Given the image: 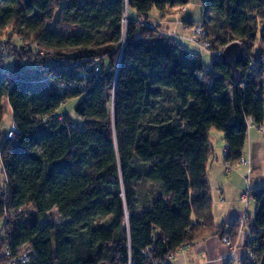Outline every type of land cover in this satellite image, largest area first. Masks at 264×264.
Segmentation results:
<instances>
[{"label": "trees", "instance_id": "obj_1", "mask_svg": "<svg viewBox=\"0 0 264 264\" xmlns=\"http://www.w3.org/2000/svg\"><path fill=\"white\" fill-rule=\"evenodd\" d=\"M189 2L0 0L1 264L10 262L5 247L16 258L25 246L36 254L27 264H165L211 232L236 238L238 223L214 224L209 139L211 130L223 133L224 162L234 166L246 120L264 126V0L204 2L203 15L229 36L225 45L243 46L237 80L222 60L210 72L173 37L129 17L123 25L130 10L149 19ZM10 30L20 47L8 41ZM83 70L84 89L59 93L57 83ZM71 97H79L77 123L56 116ZM4 101L14 138L3 126ZM248 197L260 256L264 187ZM53 209L64 220L57 227Z\"/></svg>", "mask_w": 264, "mask_h": 264}, {"label": "crops", "instance_id": "obj_2", "mask_svg": "<svg viewBox=\"0 0 264 264\" xmlns=\"http://www.w3.org/2000/svg\"><path fill=\"white\" fill-rule=\"evenodd\" d=\"M155 11H152L151 15H155ZM159 14V29L163 28L164 34L175 32L178 34L180 29L174 22L175 18L169 15L161 18V12ZM191 14L184 20L189 21L194 19L193 14ZM129 18L133 21L141 17L133 10V15H130ZM180 39L187 43L184 38ZM248 132L243 157L249 160L250 167L235 164L233 166L235 169L229 174H225L224 172V150L227 148L224 142V136L218 133L215 135L221 141V147L217 148V150L214 144L215 139H211L212 136L209 139L210 145L213 148V154L207 163V179L210 181L211 200L213 201L212 213L216 228L224 224L226 226L232 225L237 218L243 217L244 214L246 215V220L249 222V200L246 203L241 200V197L247 192V188L253 189L250 183L254 181L253 175H255L256 164H263L264 136L261 137L260 135L264 133L261 134L254 127L250 128ZM245 181L250 183L247 185ZM236 231L237 236L232 241V244L236 245L233 257H235L237 264H242L245 254L244 240L249 229L247 226H243L241 228L238 227ZM220 239V236L215 234V231L204 235L188 246L183 247L182 250L177 251L172 258H166L165 264H224L227 247L220 245Z\"/></svg>", "mask_w": 264, "mask_h": 264}, {"label": "rangeland", "instance_id": "obj_3", "mask_svg": "<svg viewBox=\"0 0 264 264\" xmlns=\"http://www.w3.org/2000/svg\"><path fill=\"white\" fill-rule=\"evenodd\" d=\"M204 2H205V0H190L189 4L187 6H177V8H167L164 12H161V18H165V16H167V15L175 18L174 22L176 23V25L180 29L178 34L176 32L170 33V34L169 33L164 34V29L163 28L159 29V26H160V24H158V21H159L158 16L160 15L159 11H155V15H151L149 19H143L141 17V18H138L137 20H134V21L137 22L138 24H141V23L147 24L148 23L151 26V30L155 29L163 35L173 37L178 42L185 45V47L188 48L190 51L192 50V51L200 54V56H202V60H203L204 65H209L212 62L211 55H209L205 51L201 50L198 45H196L195 43L190 41L191 34L189 32V29H186V28L194 26V25H199L200 28L204 29L208 33V36H209L211 44H212V48H217V49L222 48V50H224V47L226 46L224 43V39H226V40H230V39H229L228 34H226V32L224 31V26H222L221 23H219V21L215 20V17L213 16V14H208L207 16L203 15ZM126 10H127V8L125 9V14H126ZM190 13L193 14L194 19L189 20V21H185L184 19L186 17H188ZM128 14L129 15H125L127 17V19H128V17H130V15L131 16L133 15V11L130 10ZM214 25H215V27H214ZM8 38H9L8 41L12 42V44H17L19 47L21 46V43L19 40L16 39V36L11 34V30L8 32ZM180 38H184L187 41V43L184 40L182 41ZM1 41H3V40H1ZM259 47H260V44L258 42L254 47V53L258 52ZM4 58L6 59V62H4V64L5 65L9 64L10 58H8V57H4ZM78 101H79V97L69 98L65 103H63L59 106L58 110L56 111V116L61 117V116L66 115L69 118H72V120H74L77 123L80 119H79V117L76 116L75 111H74V107ZM172 105H174V103ZM3 108L5 109V114H4V118H3V120H4L3 126H4L5 130L7 129V131H8L9 128H11L13 125L12 111L9 108L7 101L3 102ZM217 133L223 135V133H221L218 130H211V132H210V134L212 136L211 139H213V140L215 139L214 144L216 145L215 146L216 150H217V148L221 147V145H220L221 141H219V137L215 136V135H217ZM262 133H264V130ZM260 136L262 137V136H264V134H262ZM256 166L257 167L255 168V173H254L255 175H253L254 181L252 183L245 181V183L247 185L250 183L252 188H261V187H264V169H263L264 160H263V164L257 163ZM233 169H235V167H233L232 170ZM146 186L147 185L140 187L139 192L141 194H143L145 192ZM246 191L247 192H245V194H248L249 188H247ZM248 200H249L248 220H249L250 224H253L254 216L256 214V211H255L256 210V203L254 200H252L250 198ZM50 219L54 222L56 227L59 226L60 224H62L64 221L63 219H61V217L57 213L56 209H53L51 211ZM245 222H247V223H245V226L249 225V222L247 220H245ZM3 223H4L3 220L0 219V231L2 229Z\"/></svg>", "mask_w": 264, "mask_h": 264}, {"label": "built area", "instance_id": "obj_4", "mask_svg": "<svg viewBox=\"0 0 264 264\" xmlns=\"http://www.w3.org/2000/svg\"><path fill=\"white\" fill-rule=\"evenodd\" d=\"M127 15V14H126ZM127 17L123 19V25L127 22ZM142 24V23H141ZM147 25L151 28L150 24H142ZM186 29H189V32L191 34L190 41L195 43L200 47L201 50L205 51L209 55H211L212 60H222V48H212V44L210 41V38L208 36V33L199 27V25H194L191 27H187ZM52 65H55L58 63V60H50ZM90 70L94 73H97V67L93 64L90 65ZM206 70L213 72L212 66L209 64L207 65ZM89 78V73L86 71H81L79 74L74 78V80L68 81L67 83H57V89L59 93H69L70 91H80L85 88L87 79ZM58 119H62L60 116L57 117ZM247 126L248 129L254 127L257 129L258 132L262 134L264 130L263 124L256 123L251 117L247 120ZM19 131L17 130V127L15 125H12L11 128H9L7 137L14 138ZM227 152V148L224 150V154ZM238 165H244L249 166L250 162L249 160L245 159L244 157H241L240 160L237 163ZM250 167V166H249ZM233 166L230 163L224 162V172L225 174H229L232 170ZM248 194H244L241 197V200L247 203L248 201ZM246 215L244 214L243 217L237 218L233 223H238V225L241 227L245 226ZM248 228V227H247ZM246 237L244 240V247H245V254L242 261V264H259V260L261 256H258V244L255 241L256 235L250 232V230L246 233ZM220 245H224L227 247V252L225 253V260L224 264H237V261L235 257H233L234 250L236 249V245L232 244L231 238L229 235L222 236L220 239ZM183 247H178L177 251L182 250ZM170 253L167 258H172L176 253ZM6 258H10L9 263L5 264H27L31 261L32 258H35L36 254H34V251L31 246H25L23 247L19 253L18 257L13 258L12 255H10L9 250L5 247L2 251ZM1 264V263H0Z\"/></svg>", "mask_w": 264, "mask_h": 264}, {"label": "water", "instance_id": "obj_5", "mask_svg": "<svg viewBox=\"0 0 264 264\" xmlns=\"http://www.w3.org/2000/svg\"><path fill=\"white\" fill-rule=\"evenodd\" d=\"M222 62L224 65L228 66L231 71V77L237 80L239 78L238 72V63H240L243 59V46L241 43L237 41L231 42L224 47L222 52ZM259 264H264V249L262 254L260 255ZM106 264V263H102Z\"/></svg>", "mask_w": 264, "mask_h": 264}]
</instances>
